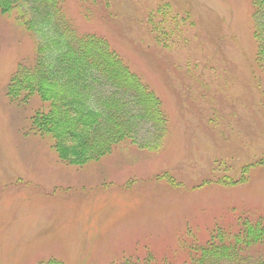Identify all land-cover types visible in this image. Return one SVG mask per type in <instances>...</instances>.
<instances>
[{
  "label": "rangeland",
  "instance_id": "rangeland-1",
  "mask_svg": "<svg viewBox=\"0 0 264 264\" xmlns=\"http://www.w3.org/2000/svg\"><path fill=\"white\" fill-rule=\"evenodd\" d=\"M62 1L76 34L104 39L138 73L167 127L161 135L137 103L95 81L90 104L125 102L129 140L82 167L60 161L30 129L47 104L6 96L12 75L33 65L35 37L15 11L1 15L0 264H189L187 246L214 228L233 234L264 219V73L252 37L261 15L250 1L162 0L196 23L185 49L153 41L143 19L155 0Z\"/></svg>",
  "mask_w": 264,
  "mask_h": 264
},
{
  "label": "trees",
  "instance_id": "trees-1",
  "mask_svg": "<svg viewBox=\"0 0 264 264\" xmlns=\"http://www.w3.org/2000/svg\"><path fill=\"white\" fill-rule=\"evenodd\" d=\"M248 1L253 16L261 15L252 37L256 43L255 64L264 73V0ZM155 2V9L148 8L143 19L153 41L163 49L190 47V31L196 26L190 12L179 18L169 4ZM13 11L17 14L15 21L35 37V60L12 75L6 96L24 103L36 96L47 104L45 112L31 116L30 129L52 142L60 161L82 167L129 140L131 118L123 111L125 102L112 96L100 109L90 104V86L95 81L106 82L123 99L137 103L157 128L162 126L160 134L165 133L167 119L157 97L104 39L75 33L65 17L62 0H0V16ZM226 177L219 176L217 181L227 182ZM211 233L199 248L187 246L194 253L189 264H264V219L244 220L233 234L220 227ZM40 264L61 263L50 260Z\"/></svg>",
  "mask_w": 264,
  "mask_h": 264
}]
</instances>
